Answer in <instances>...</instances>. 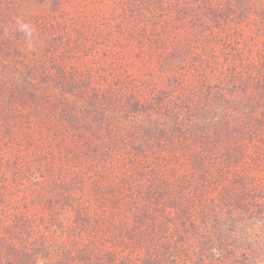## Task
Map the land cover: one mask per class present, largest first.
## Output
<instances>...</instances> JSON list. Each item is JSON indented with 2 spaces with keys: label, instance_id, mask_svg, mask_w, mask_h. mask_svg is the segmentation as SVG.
<instances>
[{
  "label": "trees",
  "instance_id": "16d2710c",
  "mask_svg": "<svg viewBox=\"0 0 264 264\" xmlns=\"http://www.w3.org/2000/svg\"><path fill=\"white\" fill-rule=\"evenodd\" d=\"M256 244L264 0H0V264H246Z\"/></svg>",
  "mask_w": 264,
  "mask_h": 264
},
{
  "label": "rangeland",
  "instance_id": "374dc122",
  "mask_svg": "<svg viewBox=\"0 0 264 264\" xmlns=\"http://www.w3.org/2000/svg\"><path fill=\"white\" fill-rule=\"evenodd\" d=\"M242 234H243V233H242ZM243 238H244V240H245V235H243ZM240 241H241V239H238V241H237V244H238V246H239V248H238L237 250H238V253L241 255L242 248H240V247H242V246H241V243H239ZM254 249H255V248H254ZM255 251H256V255L254 256V255L252 254V262H251V260H248L246 264H264V248L261 249V250H259L258 244H256V249H255ZM231 255H232V254H231ZM231 255H230V256H231ZM240 258L242 259L241 256H240ZM240 264H242V262H241Z\"/></svg>",
  "mask_w": 264,
  "mask_h": 264
},
{
  "label": "clouds",
  "instance_id": "9594fccd",
  "mask_svg": "<svg viewBox=\"0 0 264 264\" xmlns=\"http://www.w3.org/2000/svg\"><path fill=\"white\" fill-rule=\"evenodd\" d=\"M16 23L18 24V30L23 32L28 39L29 46L32 43V37L34 33L33 26L29 23H25L21 20H17Z\"/></svg>",
  "mask_w": 264,
  "mask_h": 264
}]
</instances>
